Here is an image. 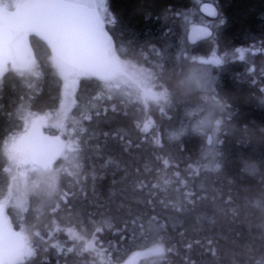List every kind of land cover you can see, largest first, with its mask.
<instances>
[{
	"label": "trees",
	"instance_id": "16d2710c",
	"mask_svg": "<svg viewBox=\"0 0 264 264\" xmlns=\"http://www.w3.org/2000/svg\"><path fill=\"white\" fill-rule=\"evenodd\" d=\"M205 1L216 18L191 0H107L120 63L148 73L141 85L156 94L127 77L80 78L65 135L73 165L27 191L24 211L7 207L31 239L25 264H123L146 250L135 264H264V0ZM202 18L212 35L190 45ZM29 41L35 64L0 78V150L27 113L59 102L54 58ZM213 52L221 63L203 62ZM196 68L202 81L185 82ZM9 165L0 154V201Z\"/></svg>",
	"mask_w": 264,
	"mask_h": 264
},
{
	"label": "water",
	"instance_id": "95a60500",
	"mask_svg": "<svg viewBox=\"0 0 264 264\" xmlns=\"http://www.w3.org/2000/svg\"><path fill=\"white\" fill-rule=\"evenodd\" d=\"M30 0H23L13 8H7L0 6V36H5V34L19 33L25 30V25L28 19L29 12L31 8L29 5ZM211 8L217 13V9L212 2L204 1L198 6L199 13L208 18L214 19L216 16H212L205 12V8ZM193 28H204L207 29L211 34L212 30L209 26L201 23L193 24L187 28L186 31V42L190 45L197 43L198 41L208 39V37H201L198 40H192V29ZM105 31L110 36V33L105 27ZM34 36L40 41H42L53 57L57 58L63 55L64 65L73 66L77 71L83 72L91 77L97 79H108L112 77L119 67V55L117 54L113 40L103 38L97 39L94 33L85 34L83 32H78L75 29L69 27L65 30V38L75 42L79 48L78 55L69 56L66 53H61V51L53 44L47 37V34L40 31H32L31 34L21 38L15 47V51L10 55L9 62L7 64L10 68L14 70L24 71L28 68H24L22 65L27 62L32 66L35 62V56L31 48L29 37ZM0 55L8 56L7 52V40H5L4 49L0 50ZM3 72L0 78L6 73ZM38 133H32L28 135L31 130L29 128L26 130L23 140L26 151L31 157H36L41 163H51L60 157V154L64 148V139L59 134H50L44 132L39 124ZM9 220L11 218L7 212V208L0 209V216L6 215ZM11 227L13 230L19 233L15 241H10L7 236L0 235V247L7 248L10 244L14 246L16 251L23 250L25 238L23 234L14 227L11 221ZM155 253V250L140 251L131 254L123 264H135L136 261L146 255Z\"/></svg>",
	"mask_w": 264,
	"mask_h": 264
},
{
	"label": "snow or ice",
	"instance_id": "6c2138e0",
	"mask_svg": "<svg viewBox=\"0 0 264 264\" xmlns=\"http://www.w3.org/2000/svg\"><path fill=\"white\" fill-rule=\"evenodd\" d=\"M31 8L28 19L25 25V30L19 33L5 34L0 36V50L5 47V40H7L8 56L0 55V75L7 71V64L10 55L15 51L17 42L31 34L32 31H40L47 34L48 39L55 44V46L69 56L78 55L79 48L75 42L65 38V30L69 27L78 32L85 34L94 33L97 39L108 38L110 36L105 31L104 12L106 11L104 4L96 3H81L80 0H30L29 5ZM3 7L7 9L8 5L4 4ZM205 12L212 16L217 13L211 8H205ZM223 23V21H221ZM212 34L204 28L192 29V40H198L201 37H208ZM211 58H207L203 62L209 64H220L221 59L217 58L216 53L213 52ZM243 58V57H241ZM58 68L61 73L65 72L63 55L55 58ZM24 68L30 69V64L25 62L22 65ZM79 78V71L73 66H69L67 74L64 77V92L63 104H68L71 100V85ZM38 133L39 128L35 121H33L31 130L28 135ZM25 137L17 138L12 136L11 143L6 145L7 155L9 161H18L23 155L22 142ZM40 161L36 157H32L30 165L26 164L24 167L27 169L29 166H35ZM9 168H4V172H8ZM8 207V201H0V209ZM19 227V225H17ZM0 235L7 236L10 241H15L19 233L12 229L11 221L7 214L0 216ZM73 235L72 239H77ZM72 251L71 248L68 249ZM31 258L21 251H16L13 245H9L6 249L0 247V264H25Z\"/></svg>",
	"mask_w": 264,
	"mask_h": 264
},
{
	"label": "rangeland",
	"instance_id": "374dc122",
	"mask_svg": "<svg viewBox=\"0 0 264 264\" xmlns=\"http://www.w3.org/2000/svg\"><path fill=\"white\" fill-rule=\"evenodd\" d=\"M4 2H0V5H4L5 3L8 5V7H13L16 4H18L22 0H3ZM193 4H195L197 7L199 4L204 2L205 0H191ZM81 3H96V4H104L106 11L104 12V21L107 23H112L113 19L112 16L109 13L108 6H107V0H80ZM197 23H202L205 25H210L211 22L206 19H198ZM50 66L53 67L56 75L59 77L61 81L60 86V98L58 105L55 110L52 112H47L45 114H34V113H27L26 118L23 121V129L20 130L19 133H12L9 136L15 135L17 138L21 137L24 130L27 129L29 126L33 124V121H37L38 119L43 118L46 120L45 126L50 129L51 131H55L62 136L67 135L69 132L66 129V124H68L71 120L70 118L73 117L70 114V110L74 105V94L77 87V82L82 78L84 75L83 73L79 72V78L71 85V100L68 104H63V92H64V77L67 74L68 67H65V72L61 73L60 69L57 66V63L54 59L50 60ZM33 73V71H31ZM36 74V72H34ZM122 77H127L128 79L132 80V82L137 85L140 88L147 89L150 88V95L156 94V90L152 87L154 84H148L147 86H142L141 83H149L150 81L148 79V73L142 71L140 68H138L135 65H131L129 63L121 64L119 65V70L116 74V76L112 79L114 82L121 80ZM203 78V72L196 68L191 69L190 71L184 73L183 79L185 82L188 80H191L193 84H197L202 81ZM188 79V80H187ZM188 83V82H187ZM158 96L160 97L161 93L158 91ZM200 126V122L196 124V127ZM8 136V137H9ZM7 137V138H8ZM75 144L71 141H68V144L63 149L61 153V161H57L55 166V169L53 171L47 172L44 168L50 169L51 164H40L37 163L34 167L29 166L27 169H25V165L29 164L31 158L27 151L24 148L23 142H22V150L23 155L21 159L18 161H11L10 165L8 166L9 170L14 174V177L12 178L11 182L9 183V189L6 192L4 200L8 201V207H12L14 210L17 211H24L27 206V199H26V193L29 190L36 191L37 189H42L43 191L46 190L47 185L49 186V182L51 185V181L54 182V179L56 178L59 171H68V167L70 165H73L74 158H76L75 154ZM43 168V169H42ZM3 200V201H4Z\"/></svg>",
	"mask_w": 264,
	"mask_h": 264
},
{
	"label": "clouds",
	"instance_id": "9594fccd",
	"mask_svg": "<svg viewBox=\"0 0 264 264\" xmlns=\"http://www.w3.org/2000/svg\"><path fill=\"white\" fill-rule=\"evenodd\" d=\"M11 139H12V136H9L3 143V149L0 150V154L4 155V157L8 159V155H7V149H6V145L10 144L11 143ZM11 162V161H10ZM161 247V254H163V246H160ZM23 252L27 255H30V256H34V252L33 250L31 249V239L30 237L28 238H25V241H24V246H23Z\"/></svg>",
	"mask_w": 264,
	"mask_h": 264
},
{
	"label": "flooded vegetation",
	"instance_id": "af4514ba",
	"mask_svg": "<svg viewBox=\"0 0 264 264\" xmlns=\"http://www.w3.org/2000/svg\"><path fill=\"white\" fill-rule=\"evenodd\" d=\"M60 86H61V82H60ZM58 90H59V94H60V87L58 88ZM42 115V114H41ZM39 123V125L42 127V129H43V131H45V132H48V133H57V132H55V131H51L50 129H48L46 126H45V124H46V120H44L43 118H41V119H38L37 121H36V124H38ZM32 126V125H31ZM61 135V134H60ZM62 136V135H61ZM63 137V139H64V141H65V145H64V148L66 147V145L68 144V141H67V139L64 137V136H62ZM24 145V144H23ZM75 146V148L77 147V145H74Z\"/></svg>",
	"mask_w": 264,
	"mask_h": 264
}]
</instances>
